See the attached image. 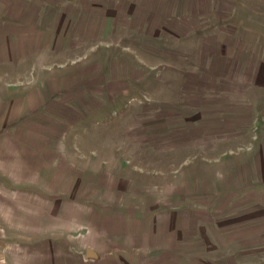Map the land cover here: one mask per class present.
I'll return each instance as SVG.
<instances>
[{"label": "rangeland", "instance_id": "rangeland-1", "mask_svg": "<svg viewBox=\"0 0 264 264\" xmlns=\"http://www.w3.org/2000/svg\"><path fill=\"white\" fill-rule=\"evenodd\" d=\"M0 264H264V0H0Z\"/></svg>", "mask_w": 264, "mask_h": 264}]
</instances>
